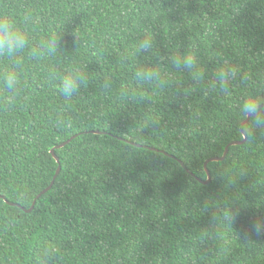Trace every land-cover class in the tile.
I'll list each match as a JSON object with an SVG mask.
<instances>
[{
	"label": "trees",
	"instance_id": "1",
	"mask_svg": "<svg viewBox=\"0 0 264 264\" xmlns=\"http://www.w3.org/2000/svg\"><path fill=\"white\" fill-rule=\"evenodd\" d=\"M0 20L22 41L0 49V196L30 209L78 136L31 213L0 199V264H264V107L197 180L264 105V0H0Z\"/></svg>",
	"mask_w": 264,
	"mask_h": 264
},
{
	"label": "water",
	"instance_id": "2",
	"mask_svg": "<svg viewBox=\"0 0 264 264\" xmlns=\"http://www.w3.org/2000/svg\"><path fill=\"white\" fill-rule=\"evenodd\" d=\"M263 107H264V105H261V106L255 108L254 111L257 110V109L263 108ZM252 112H253V111H252ZM252 112H249V113H248V117H247V119L243 122V124H242V126H241V129H242V132H243V136H244V140H243V141H235V142L230 143V144L227 146L226 151H225V153H224V155H223L222 157H218V156H217V157H212V158H210L209 160H207V162H205V170H206V173H207V176H208L207 180H202V179H200V178H197L193 173H191L190 171H188L193 177L197 178L198 182H200V183L203 184V185H209V184L212 182V174H211V172H210V170H209V167H208L209 163H211V162H222V161L226 160L227 155H228L229 150H230V147H232V146H237V145H243V144H245V143L247 142V140H248V134H247V132L245 131V126L249 123V121H250V119H251V117H252ZM92 133H94V134H99L100 132L95 131V132H92ZM77 137H78V136L76 135V136L72 137L70 140H68V141H66V142H64V143H62V144H60V145H58L57 147H55V148H53V149L51 150V154H52V156L54 157V159H55V160L57 161V163L59 164V167H58L57 173H56V175H55V177H54V180H53L52 184H51L47 189H45L44 191H42V192L37 196L36 200L33 202V205L31 206L30 209H25L24 207L20 206L19 204L9 202V201H8L5 197H3V196H0V199L5 200V201H6L9 205H11V206H16V207H19V208L23 209V211L26 212V213H31V212L34 210V208H35V206H36V203H37L38 199H40L44 194H46L48 191H50V190L52 189V187H53V185H54V183H55V180L57 179L58 175H59L60 172H61L62 166H61V163H60V158H59V157L57 156V154H56V150H59V149H62V148H64V147H66L71 141H73V140L76 139ZM161 152H162V153H165V152H163V151H161ZM166 154H167V153H166ZM167 155H168V154H167ZM171 157H172V158H175V157H173V156H171ZM178 161H179V160H178ZM179 162H180V164H181L186 170H188L187 167H186V165H185L182 161H179Z\"/></svg>",
	"mask_w": 264,
	"mask_h": 264
},
{
	"label": "clouds",
	"instance_id": "3",
	"mask_svg": "<svg viewBox=\"0 0 264 264\" xmlns=\"http://www.w3.org/2000/svg\"><path fill=\"white\" fill-rule=\"evenodd\" d=\"M21 42V38L17 33L12 31L10 25L6 21L0 20V49L7 47L9 50H12L14 46H18ZM192 60V57H187L185 63L190 65ZM254 108L255 106L253 105L246 110L252 112Z\"/></svg>",
	"mask_w": 264,
	"mask_h": 264
}]
</instances>
